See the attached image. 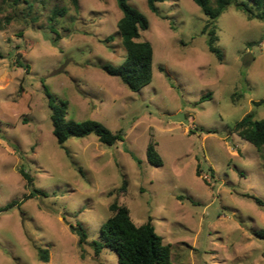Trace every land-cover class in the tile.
<instances>
[{"label": "rangeland", "instance_id": "374dc122", "mask_svg": "<svg viewBox=\"0 0 264 264\" xmlns=\"http://www.w3.org/2000/svg\"><path fill=\"white\" fill-rule=\"evenodd\" d=\"M127 1L149 20L142 40L154 47V78L139 92L101 69L127 57L117 0H80L78 11L69 0H0V264H118L91 244L124 180L119 203L137 226L152 219L173 264H264L255 236L264 207L250 198L264 202V161L232 132L249 113L264 119V20L230 6L217 21L220 62L193 0H164L158 13L147 0ZM56 8L67 14L51 21ZM45 86L69 102L68 120L98 121L124 141L106 146L90 135L61 148ZM152 141L163 167L148 162ZM35 190L47 197L26 199Z\"/></svg>", "mask_w": 264, "mask_h": 264}, {"label": "trees", "instance_id": "16d2710c", "mask_svg": "<svg viewBox=\"0 0 264 264\" xmlns=\"http://www.w3.org/2000/svg\"><path fill=\"white\" fill-rule=\"evenodd\" d=\"M69 1L78 11L80 0ZM163 1L147 0L148 7L152 12L158 13L157 4ZM193 1L208 18L202 34L207 37L209 52L215 55L220 62L223 61L224 55L218 46L220 39L217 21L230 6H234L238 11L243 12L248 20H264V0H216L214 6L212 0ZM117 4L123 14L118 22V33L122 39V45L127 57L120 67L105 64L101 66V69L109 76L120 78L130 91L139 92L150 85L154 78V47L149 41L142 40L141 34V32L149 30L150 22L145 15L131 6L127 0H117ZM66 14V8H56L53 10L50 20L54 21L56 18ZM113 39V36H110L105 41L110 42ZM16 63L18 67L29 69V65L20 58ZM45 95L48 98L53 134L61 148H65V143L71 138H85L90 135H95L106 146H114L124 141L122 131L114 133L98 121L77 122L68 120L69 102L52 94L46 86ZM209 96H203L202 101ZM260 103H264V100ZM255 104L259 103L255 102ZM232 132L251 143L261 154L264 161V119L256 120L254 114L249 113L234 125ZM147 159L154 167L164 166V161L157 151V144L154 141L148 146ZM19 172L28 186L33 187L31 175L23 167L19 169ZM197 175L200 176V166H198ZM127 188L128 182L124 180L118 189V197L109 207L111 217L101 227L99 241H94L91 244L95 255L100 256L104 249H109L117 254L118 264H173L171 246L164 244L162 237L157 234L152 224V219H149L142 226H137L131 217L128 207L119 203L120 195L125 196ZM37 195L47 197L45 192L35 190L26 199L34 198ZM250 198L259 206L264 207V202L261 199L253 196H250ZM73 231L79 237L78 246L83 249V246L87 243L86 231L82 227H78ZM255 236L264 240V231L255 232ZM38 254L42 262L47 263L49 261L47 249H39Z\"/></svg>", "mask_w": 264, "mask_h": 264}, {"label": "water", "instance_id": "95a60500", "mask_svg": "<svg viewBox=\"0 0 264 264\" xmlns=\"http://www.w3.org/2000/svg\"><path fill=\"white\" fill-rule=\"evenodd\" d=\"M249 60H250V58L247 57V58L245 59V63H248Z\"/></svg>", "mask_w": 264, "mask_h": 264}]
</instances>
